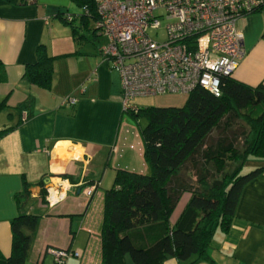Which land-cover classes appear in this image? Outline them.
Masks as SVG:
<instances>
[{"label":"crops","instance_id":"0c3cea01","mask_svg":"<svg viewBox=\"0 0 264 264\" xmlns=\"http://www.w3.org/2000/svg\"><path fill=\"white\" fill-rule=\"evenodd\" d=\"M84 12L72 0H0V132L10 129L0 138L4 258L11 252L10 222L21 213L38 218L28 264H55L48 250L81 253L64 264H102L104 192L117 170L148 173L143 144L140 151L129 148L139 137L143 143L139 118L124 111L120 74L101 56L99 38L105 37L94 33L90 18L87 26L79 21ZM236 28L245 55L232 77L252 87L264 84V7L240 18ZM39 47L53 59L47 89L24 74L36 64ZM247 166L264 167V159ZM25 185L28 196L20 205L16 196ZM95 185L90 197L83 195ZM183 198L172 223L189 195ZM207 255L194 264H264V172L244 185L229 230H216ZM162 264L188 262L167 258Z\"/></svg>","mask_w":264,"mask_h":264},{"label":"trees","instance_id":"16d2710c","mask_svg":"<svg viewBox=\"0 0 264 264\" xmlns=\"http://www.w3.org/2000/svg\"><path fill=\"white\" fill-rule=\"evenodd\" d=\"M72 1L87 12L79 18L85 26L87 18L98 20L93 0ZM52 62L39 47L37 62L26 67L25 77L47 89ZM141 116L146 121L140 134L148 173L117 170L104 192L102 264L207 260L216 230H229L242 188L264 172L259 166L241 174L249 160L264 159V84L252 87L228 76L221 80L219 97L196 88L181 107L139 109L134 117ZM9 131L0 132V138ZM214 133L215 140L209 141ZM185 194L187 203L172 223ZM27 196L25 185L16 199L23 205ZM37 224L36 216L21 213L10 222L11 252L0 256V264H28Z\"/></svg>","mask_w":264,"mask_h":264},{"label":"built area","instance_id":"2783aa9c","mask_svg":"<svg viewBox=\"0 0 264 264\" xmlns=\"http://www.w3.org/2000/svg\"><path fill=\"white\" fill-rule=\"evenodd\" d=\"M95 28L106 39L101 56L120 74L124 111L137 114V97L178 95L196 88L220 95L245 55L238 20L260 11L264 0H93ZM157 12H159L157 14ZM162 21L164 26L162 27ZM165 29L163 40L149 30ZM75 103V100H71ZM136 146L130 145V150ZM118 147L112 149L116 155ZM91 193L88 191L87 196ZM56 264L78 251L48 250Z\"/></svg>","mask_w":264,"mask_h":264},{"label":"rangeland","instance_id":"374dc122","mask_svg":"<svg viewBox=\"0 0 264 264\" xmlns=\"http://www.w3.org/2000/svg\"><path fill=\"white\" fill-rule=\"evenodd\" d=\"M158 13L159 12H157V14ZM90 25L92 27H95V22L93 20H91L90 21ZM163 26H164V21H162V27ZM154 33H155V31L149 30V35L152 38H154V40L160 41V40H163L164 39V33H163L162 30H160L158 32V35H155ZM99 42L102 45H105L106 44V40L103 37L99 38ZM185 100H186V98L185 97H182V96H178V95H165V96H155V97H137V98H135L132 101V103L135 106H137L139 109H145V108H148V107H181L183 105V103L185 102ZM139 121H140L139 123H140V127L141 128L146 125V121H145L144 117L141 116L139 118ZM215 138H216V136H215V133H214V135L212 137H210L209 141H211V140L214 141ZM135 143H137V145H135L137 151H140L141 150V147H142V144H143V143H141L140 137H139V140L138 141L136 140ZM252 168H253V166L246 167L241 174H245L248 171H251ZM190 176H191V173H190ZM192 176H193V174H192ZM92 187L93 188L85 189L83 191V195L87 196V192L89 191L91 194L89 196H87V197H90L92 195V193H93L92 191L96 188V185H95V187L94 186H92ZM185 198L181 199V201L179 202L177 208L175 209L176 211H174L173 214H175L176 212H178L180 210V208L182 207V204H183ZM71 259H74V258L73 257H69L66 260V262L68 260H71Z\"/></svg>","mask_w":264,"mask_h":264}]
</instances>
